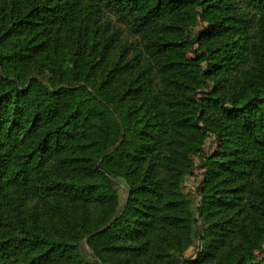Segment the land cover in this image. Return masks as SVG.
Segmentation results:
<instances>
[{
	"label": "trees",
	"instance_id": "16d2710c",
	"mask_svg": "<svg viewBox=\"0 0 264 264\" xmlns=\"http://www.w3.org/2000/svg\"><path fill=\"white\" fill-rule=\"evenodd\" d=\"M0 264H264V0H0Z\"/></svg>",
	"mask_w": 264,
	"mask_h": 264
},
{
	"label": "rangeland",
	"instance_id": "374dc122",
	"mask_svg": "<svg viewBox=\"0 0 264 264\" xmlns=\"http://www.w3.org/2000/svg\"><path fill=\"white\" fill-rule=\"evenodd\" d=\"M201 29H202V26L199 25L194 30V34L197 35V33L201 31ZM216 148H217L216 138L214 136H210L206 140V143L204 145L203 154L209 155L212 152H214ZM193 159H194L196 167L194 171L186 177L185 190L192 200H194L196 203H199L200 197L197 193V189L202 181L203 168H202L201 158L199 159L198 157H194ZM116 186L118 187L121 199H123L127 191L125 180L118 179L116 181ZM198 245L199 243L197 242L195 246L191 247L185 252L184 256L186 258H194L196 256L197 251L200 249ZM87 251H89V249H87Z\"/></svg>",
	"mask_w": 264,
	"mask_h": 264
}]
</instances>
